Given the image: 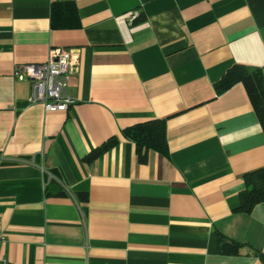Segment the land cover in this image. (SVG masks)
Returning a JSON list of instances; mask_svg holds the SVG:
<instances>
[{
	"label": "crops",
	"instance_id": "1",
	"mask_svg": "<svg viewBox=\"0 0 264 264\" xmlns=\"http://www.w3.org/2000/svg\"><path fill=\"white\" fill-rule=\"evenodd\" d=\"M65 1L75 26L51 28ZM50 47L76 63L65 110L29 102L30 82L11 74ZM233 64L264 82V0H0L9 264H264V201L236 210L243 175L264 167V134L241 83L213 87ZM162 118L166 153L138 162L120 131ZM216 233L239 246L220 252Z\"/></svg>",
	"mask_w": 264,
	"mask_h": 264
},
{
	"label": "trees",
	"instance_id": "2",
	"mask_svg": "<svg viewBox=\"0 0 264 264\" xmlns=\"http://www.w3.org/2000/svg\"><path fill=\"white\" fill-rule=\"evenodd\" d=\"M143 17L134 19V23L142 21ZM76 12L71 1L53 2L50 7V27L69 28L75 26ZM241 83L248 97L252 110L264 134V82L259 68L247 67L241 64L231 65L213 84L214 91L219 94L234 83ZM121 135L134 144V154L138 162H144L148 150L159 154L166 153V141L164 135V119H152L125 127ZM108 139L100 147L89 154V158L104 150L113 143ZM243 189L238 193L237 211L247 213L261 201H264V167L250 171L243 175ZM78 201L84 202L86 194L78 192ZM219 251L232 253L239 243L225 240L216 233ZM263 260L264 258L259 255Z\"/></svg>",
	"mask_w": 264,
	"mask_h": 264
},
{
	"label": "built area",
	"instance_id": "3",
	"mask_svg": "<svg viewBox=\"0 0 264 264\" xmlns=\"http://www.w3.org/2000/svg\"><path fill=\"white\" fill-rule=\"evenodd\" d=\"M76 63L71 51L62 47H50L47 58L39 64H14L11 74L15 79L30 82L29 102H39L46 111L65 110L74 100L67 92L69 76L75 72ZM0 232V247L3 243ZM0 264H9L0 251Z\"/></svg>",
	"mask_w": 264,
	"mask_h": 264
}]
</instances>
